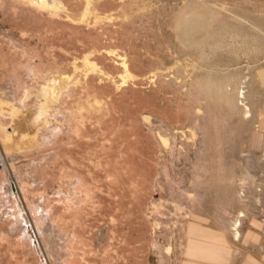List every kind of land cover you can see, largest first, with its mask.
<instances>
[{"label": "rangeland", "instance_id": "374dc122", "mask_svg": "<svg viewBox=\"0 0 264 264\" xmlns=\"http://www.w3.org/2000/svg\"><path fill=\"white\" fill-rule=\"evenodd\" d=\"M2 1V92H32L27 112L45 102L20 69L31 63L21 46L78 80L58 106L86 110L79 137L44 128L57 147L0 145V264H52L44 235L34 234L39 248L22 236L18 210L34 224L30 207L60 264H210L187 249L215 239L224 248L211 264H264V0H62L58 16ZM198 14L207 22L193 46L178 21Z\"/></svg>", "mask_w": 264, "mask_h": 264}, {"label": "bare ground", "instance_id": "6f19581e", "mask_svg": "<svg viewBox=\"0 0 264 264\" xmlns=\"http://www.w3.org/2000/svg\"><path fill=\"white\" fill-rule=\"evenodd\" d=\"M183 1V0H182ZM3 1L2 0H0V4L2 3ZM20 2H22V4L24 3V4H27V5H29V6H31L32 7V9L34 10V8L37 10V11H39V15L40 14H44V13H42V12H46L47 14H49L48 16H58V15H60V14H62L61 12H67L68 11V9L66 8L67 6L64 4V1L62 2V0H18V3L20 4ZM214 5V4H213ZM212 5V6H213ZM66 6V7H65ZM209 6H211V5H208V7ZM215 6V5H214ZM213 6V7H214ZM26 7V6H25ZM28 7V6H27ZM212 7V8H213ZM2 8H3V6H2ZM217 8V7H216ZM29 9H31L30 7H29ZM35 10V11H36ZM220 10H221V8H220ZM32 11V10H31ZM30 11V12H31ZM42 11V12H41ZM204 11V10H203ZM203 11H201V13H203ZM41 12V13H40ZM84 12V14L82 13V15L84 16V15H86V13H88V8H86L85 9V11H83ZM222 12V11H221ZM33 13V12H32ZM34 13H36V12H34ZM45 13V14H46ZM60 13V14H59ZM230 13V12H229ZM47 14H46V16H47ZM232 14V13H231ZM236 15V14H235ZM82 16V17H83ZM66 17H68V19H70L71 21H73L74 22V19L73 18H71L69 15H67ZM238 16H236L235 18L236 19H238L237 18ZM209 18H210V16H209ZM230 18V17H229ZM229 18H228V20H229ZM233 18V17H232ZM231 18V19H232ZM234 18V19H235ZM240 18H242V17H240ZM204 19H205V14H198L197 15V19H196V22H193V21H189V20H179L178 21V25H179V28H180V30H181V32H182V36L180 35V37H181V39L185 42V41H187L188 43H189V45H193V44H196L197 43V41H198V36L200 35V33H201V29H200V23H201V25L203 24V23H206L207 22V20L206 21H204ZM206 19H207V16H206ZM243 19V18H242ZM177 20V19H176ZM239 20V19H238ZM233 21V20H232ZM72 22V23H73ZM237 22V21H236ZM222 23V22H221ZM224 23V22H223ZM243 23V22H242ZM223 26V25H222ZM227 26V25H226ZM252 26V25H251ZM216 27V26H215ZM208 28V27H207ZM228 28V27H227ZM226 27L224 28V29H227ZM221 28H219V30H220ZM230 28H228L227 30H229ZM235 29V28H234ZM215 30H216V28H215ZM258 30V29H257ZM224 31V30H223ZM225 32V31H224ZM233 32V31H232ZM235 32H236V30H235ZM187 33H189L188 35H187ZM214 33V32H213ZM215 33H217V32H215ZM219 33V32H218ZM229 33V32H228ZM227 33V34H228ZM256 33V32H255ZM204 34V33H203ZM223 34V33H222ZM238 34V33H237ZM22 35H24V34H22ZM26 35V34H25ZM187 35V36H186ZM206 35V34H205ZM205 35H203V36H205ZM216 35V34H215ZM202 36V35H201ZM217 36V35H216ZM219 36H220V34H219ZM218 36V37H219ZM222 37V36H221ZM204 38V37H203ZM212 38V37H211ZM237 38V37H236ZM244 38V37H243ZM247 38V37H246ZM199 39H201V38H199ZM210 39V38H209ZM216 39H217V37H216ZM211 41V40H210ZM261 41V40H260ZM213 42V41H212ZM215 42H217L218 43V41H214V43ZM13 43V42H12ZM14 44V43H13ZM223 44V43H222ZM16 45H18V44H16ZM215 46H217L216 44H214ZM213 45V46H214ZM220 45V44H219ZM194 46V45H193ZM212 46V45H211ZM214 46V47H215ZM239 46V45H238ZM16 47H18V46H16ZM20 47V49L22 50V54H25L24 56H27V58H28V60H29V62H31V63H29L30 65H26V67L24 66H22V68H20V69H23L26 73H28L33 79H34V81L35 82H37V84H36V86H37V89H35V90H37V95L35 94V97L37 96V99H40L39 97H41L43 100H45V102H41L40 104H39V106H38V108L36 109V110H34V109H32V111L31 112H27V111H30V110H28V108H27V111H26V108L24 107V104L26 103V102H24L25 100H28L27 98H30L31 96H32V92H30L29 93V91H27V90H24L23 91V93H22V96H20L21 98L19 99V101L18 100H12L11 99V97H12V95L14 94V93H12V92H7V91H5V92H2V90L0 89V116L2 115V116H9V118H10V127H8V126H6V124H4V123H2L1 121H0V145H1V147L3 148V150L4 151H6L5 153H9V152H11V151H13V153L14 152H16V151H18V150H22L25 146H28L30 149H32V148H43V147H49V149L51 148V146H53V147H57V142L54 140V139H52V137H50L51 139H49V138H45V137H43V135H42V131L43 130H45V129H47L46 131L48 132V133H51L50 131H53L52 132V134L54 135V133H60V134H62V133H65L66 135L67 134H72V135H75V136H77V137H79L80 136V132H81V129H82V120H81V118H82V114L85 112V107L84 106H79V107H77V109H72V107H71V109H67V108H61L60 106H58L60 103H59V100H60V96H61V94L64 92V90L66 91L67 89H68V91H69V88H67V87H70V85L71 84H74V83H79V82H77L78 80H74L73 79V77H72V75H70V74H67V73H65V72H62L61 70H52V68L50 69V68H46V66L45 67H43V60L40 58V57H42V56H37L38 54H37V52H36V54H33V53H31V52H29L30 51V49H29V51H27V49L25 50V49H23V48H21V46H19ZM192 47V46H191ZM208 47L209 48H211L209 45H208ZM217 48H218V46H217ZM216 48V49H217ZM222 48V47H221ZM228 48V47H227ZM209 51L211 50V49H208ZM237 50V49H236ZM200 50H198V52H199ZM108 52H110V51H108ZM203 52V51H202ZM202 52H200V53H202ZM211 52V51H210ZM34 53H35V51H34ZM199 53V54H200ZM212 53V52H211ZM110 54H112V52L110 53ZM204 54V53H203ZM202 54V56L204 57V55ZM86 56V55H85ZM90 57V56H89ZM108 57V56H107ZM208 57H209V54H208ZM201 58V57H200ZM201 60V59H200ZM204 60H205V58H204ZM209 60V59H208ZM222 60V59H221ZM34 61V62H33ZM56 61V60H55ZM124 61V60H123ZM202 61H203V58H202V60H201V62H200V65L201 64H205V61H203V63H202ZM207 61V60H206ZM33 62V63H32ZM82 62H83V64H84V66H86V67H91L92 69L91 70H93V71H95V70H97L99 67H98V65L94 62V61H92V60H90L88 57H85V58H83V60H82ZM237 62V61H236ZM209 63V62H208ZM219 63H221V62H219ZM33 64V65H32ZM199 64V63H198ZM211 64V63H210ZM215 64V63H214ZM62 65V64H61ZM76 65V64H75ZM206 65V64H205ZM205 65H204V67H205ZM209 65V64H208ZM122 68L124 69V72L125 73H128L129 74V66L126 64V62H122ZM198 66V65H197ZM58 67V66H57ZM204 67H203V69L202 68H200V70L202 69V70H205L204 69ZM46 68V69H45ZM19 69V67L17 68V70H20ZM44 69V70H43ZM75 69H78L76 66H75ZM95 69V70H94ZM198 69H199V66H198ZM211 69V68H210ZM209 69V70H210ZM215 69V68H214ZM220 69V68H219ZM208 69H207V71L205 72V75L208 73V71H209ZM213 70V68L210 70V71H212ZM21 71V70H20ZM97 71H99V73H97V74H100V72H101V70H97ZM216 71V70H215ZM107 72V71H106ZM214 72V71H213ZM218 72V71H217ZM44 73V74H43ZM102 73V72H101ZM155 73V72H154ZM153 73V74H154ZM223 73V72H222ZM44 76L45 75V78L42 76V75ZM76 74V73H75ZM103 74V76H106L105 75V73H102ZM209 74V73H208ZM206 75L207 77L209 76V75ZM221 74V73H220ZM27 75V74H26ZM41 75V76H40ZM88 74L86 73L85 74V77L87 76ZM109 75V74H108ZM111 76V75H110ZM76 77V76H75ZM204 79H206L205 77H204V75L202 76ZM262 77H263V80H264V74L262 75ZM32 78H30V79H32ZM106 78V77H105ZM104 78V79H105ZM225 78H227L226 76H225ZM208 79V78H207ZM206 79V80H207ZM235 79V78H234ZM113 80V79H112ZM205 80V81H206ZM228 80V79H227ZM209 81V80H208ZM208 81H206V82H208ZM229 81V80H228ZM232 81V80H231ZM11 82V85H13V83L15 82V80H12V81H10ZM210 82V85H212L213 84V82L212 81H209ZM211 82H212V84H211ZM227 83L229 84V82H225V84H223V85H221L222 86V90H221V87H220V89H219V94H218V91H216L215 92V95H216V93L220 96V94H221V96L222 97H224V98H226L227 99V95H230L231 93L230 92H227V91H229V90H227L228 88L227 87H229V85L227 86ZM232 83V82H231ZM244 83V82H243ZM102 84V83H101ZM242 84V83H241ZM226 85V86H225ZM2 86V85H1ZM10 86V85H9ZM207 86V85H206ZM212 86H214V85H212ZM223 86L224 87H226V88H224V89H226V93H229V94H225V91H224V89H223ZM240 86V85H239ZM12 87H14V85L12 86ZM67 88V89H66ZM71 88V87H70ZM210 88H212V87H210ZM17 89V88H16ZM242 89H243V87H242ZM11 90V89H10ZM207 90H208V88H207ZM210 90H212V89H210ZM209 90V91H210ZM213 90L215 91V89L213 88ZM212 90V91H213ZM216 90H218V89H216ZM239 90H240V88H239ZM238 90V91H239ZM72 90H70V92H71ZM205 91V90H204ZM203 91V92H204ZM221 91H224L223 93L221 92ZM36 92V91H35ZM207 92V91H206ZM221 92V93H220ZM241 92V91H240ZM208 93V92H207ZM207 93H206V95H207ZM211 93V92H210ZM210 93H208L209 94V96H210ZM31 94V95H30ZM238 94V93H237ZM243 94H244V92H243ZM30 95V96H29ZM65 95V94H64ZM212 95V94H211ZM220 96V97H221ZM244 96V95H243ZM34 97V96H33ZM44 97V98H43ZM221 97V98H222ZM211 98H213V97H211ZM239 98V97H238ZM243 98V97H242ZM241 98V99H242ZM41 99V100H42ZM207 99V98H206ZM219 100H220V98H219ZM40 101V100H39ZM228 101V100H227ZM97 102V101H96ZM234 102V101H233ZM57 103V104H56ZM97 104H99V103H97ZM61 105V104H60ZM235 106V105H234ZM64 107V106H63ZM64 109V110H63ZM34 110V111H33ZM27 113H29V114H31L30 116H29V114H27ZM1 116V117H2ZM3 118V117H2ZM1 118V119H2ZM5 119V118H4ZM144 119L145 120H148V117H144ZM21 125V128H19V126ZM9 128V129H8ZM45 128V129H44ZM158 136H159V134H158ZM162 136V135H161ZM55 138V137H54ZM162 138V137H161ZM166 140V139H165ZM56 143H55V142ZM2 150V151H3ZM16 150V151H15ZM3 151V152H4ZM19 152V151H18ZM12 153V152H11ZM11 153H9L10 155H11ZM9 154H7V156H10ZM96 155V154H95ZM0 156H2L1 154H0ZM53 156V155H52ZM97 156V155H96ZM94 157V156H93ZM3 158V157H2ZM13 158V157H12ZM11 158V159H12ZM37 159V158H36ZM94 159V158H93ZM3 160V159H2ZM98 160V159H97ZM0 162H3V161H1V158H0ZM98 162V161H97ZM4 163V162H3ZM2 163V165H4ZM100 163V162H99ZM38 164V163H37ZM97 165V164H96ZM10 167V166H9ZM4 168H6V167H4ZM29 169V168H28ZM14 170V169H13ZM27 174V173H26ZM20 175V174H19ZM17 176V175H16ZM28 176V175H27ZM18 178L20 177V176H17ZM8 178V177H7ZM11 179V178H10ZM20 180H21V178H20ZM26 180V179H25ZM12 181V180H11ZM22 182V181H21ZM21 182H18V188H20V187H22L23 186V184L25 183V181H23L22 182V184H21V186L19 185V183H21ZM27 182V181H26ZM7 184H8V182H6ZM26 184V183H25ZM27 184H29V183H27ZM81 185V184H80ZM8 186V185H7ZM12 186V185H11ZM20 186V187H19ZM24 186H26V185H24ZM22 187L23 189L24 188H26V187ZM17 187H15V189H16V191H17ZM7 189V188H6ZM9 189V188H8ZM7 189V190H8ZM12 190V189H11ZM24 191V190H23ZM28 191V190H27ZM18 192V191H17ZM22 192V191H21ZM70 193V192H69ZM25 194V193H24ZM12 195V194H11ZM30 195V194H29ZM14 196H15V198L19 201V198H17L16 196V193L14 192ZM23 196H25V195H23ZM14 198V197H13ZM31 202V201H30ZM29 203V202H28ZM22 206V205H21ZM33 206V205H32ZM20 208V206H18V209ZM30 210H31V216H32V219H33V222H34V224H32V225H34V226H36V228H37V230L35 231V233H34V230H33V226H31V224H30V222H29V219H27L25 216H27L28 214H26V213H24V214H26L25 216H23L21 213H22V211L19 209L18 210V214H19V218H20V220H21V228H22V230H23V237L24 238H26V239H28L29 240V242H30V244L32 245V246H35V247H37V248H39V246H38V244L39 243H37V240H36V238H35V235H37V234H40V236H42V237H46V238H44V239H42V241H44V247H45V249H46V255H47V257L50 259V262L52 263V264H60L59 262H58V256H59V254H58V252L59 251H56V249H55V247H54V244L56 243L55 242V238L53 239V237H52V232L51 233H49L48 235L49 236H47L46 235V233L45 234H43V228H40V227H42V225L43 224H45V223H43V222H41L42 223V225H41V223H40V220H38L39 218H37V214H36V212H34V208H29ZM43 209V208H42ZM33 210V211H32ZM38 210V209H37ZM30 213V212H29ZM41 213V212H40ZM43 216V215H42ZM28 217V216H27ZM38 217H40L39 215H38ZM47 217V216H46ZM41 218V217H40ZM41 221H42V219H41ZM44 221V220H43ZM49 222V221H48ZM23 224V225H22ZM46 225V224H45ZM53 225V224H52ZM24 226V227H23ZM44 226V225H43ZM45 227V226H44ZM50 228V227H49ZM46 229V228H45ZM44 229V230H45ZM51 230H52V227L50 228ZM50 229H48L49 231H51ZM38 231V233L36 234V232ZM193 232H201L203 235H205L206 234V230H201V229H198L197 227H193V230H192ZM210 231V230H209ZM47 232V231H46ZM53 233H54V231H53ZM35 234V235H34ZM236 234H237V232H236ZM44 235V236H43ZM213 235H214V233H213ZM53 236H54V234H53ZM211 236H212V232H211ZM219 236V235H218ZM37 237V236H36ZM41 237V238H42ZM213 237V236H212ZM215 238H217V236H216V234H215V236H214ZM213 237V238H214ZM219 237H221V236H219ZM223 237V236H222ZM214 238V239H215ZM209 239V238H208ZM201 240V239H200ZM216 240V242H217V239H215ZM218 240H220L219 238H218ZM222 240V241H221ZM220 240V242H223V240L224 239H221ZM22 241V240H21ZM202 241V240H201ZM204 241V240H203ZM208 240H206L205 242H207ZM227 241V240H226ZM208 242H211V241H208ZM214 243V244H216L217 245V243ZM191 243V245L190 246H188V249H187V252L189 253V255L191 256V257H200V258H203V259H206V260H213L212 262H210V264L211 263H213L214 261L215 262H217L216 260H217V257L219 256V252H222V250H223V248L224 247H222L221 245L219 246V245H208V244H206V245H203L201 242H196V241H191L190 242ZM189 243V244H190ZM202 244V246L200 245V244ZM218 244H219V242H218ZM60 245V244H59ZM224 246H225V244H223ZM226 247V246H225ZM31 248V247H30ZM33 248V247H32ZM58 248V247H57ZM44 249V250H45ZM37 250V249H36ZM226 250V249H225ZM40 254V253H39ZM42 254V253H41ZM187 257V256H186ZM224 257V256H223ZM47 259V258H46ZM48 259V260H49ZM60 259V258H59ZM186 259V258H185ZM188 260H191V261H193V259H190V257H189V259ZM199 260V259H198ZM198 260H195V262H197ZM204 261V260H203ZM203 261H202V263H203ZM219 261H222V260H219ZM225 261V260H224ZM223 261V262H224ZM41 262V261H40ZM189 262V261H188ZM189 263H191V262H189ZM208 264H209V262H207ZM206 263V264H207ZM196 264V263H195Z\"/></svg>", "mask_w": 264, "mask_h": 264}]
</instances>
